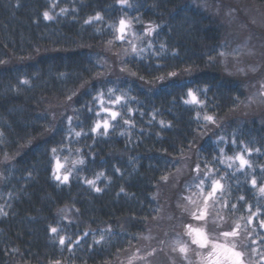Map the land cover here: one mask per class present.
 I'll return each instance as SVG.
<instances>
[{
  "label": "trees",
  "instance_id": "16d2710c",
  "mask_svg": "<svg viewBox=\"0 0 264 264\" xmlns=\"http://www.w3.org/2000/svg\"><path fill=\"white\" fill-rule=\"evenodd\" d=\"M232 3L0 0V264L132 255L148 230L167 232L201 207L184 198L201 179L219 180L235 216L258 205L264 102L249 83L255 70L226 69L233 53L218 12ZM105 119L107 135L93 132ZM57 158L67 183L55 179Z\"/></svg>",
  "mask_w": 264,
  "mask_h": 264
},
{
  "label": "rangeland",
  "instance_id": "374dc122",
  "mask_svg": "<svg viewBox=\"0 0 264 264\" xmlns=\"http://www.w3.org/2000/svg\"><path fill=\"white\" fill-rule=\"evenodd\" d=\"M218 14L221 18L220 28L227 33L224 40L229 38L225 44L228 46L226 52L233 53L232 56L227 55V62L230 63L226 64V69L236 74L239 71L246 72L247 69L248 73L252 74L255 70L256 75L253 79L254 75L249 78V83H252L255 96L264 102V32L256 35L253 28L257 25L264 27V4L255 0H233L232 5H219ZM248 52L257 56L246 57ZM238 54L241 56H237ZM54 161L55 169L56 160ZM65 169L67 166H63L56 174H67ZM201 181L202 189L196 187L191 195H184L190 205L197 203L198 207L201 205L200 208H194L190 214L180 216L177 223L167 232L148 230L146 239H141V245L132 250V255L125 253L120 259L114 258L101 264H232L233 251L243 253V264H264L261 259L264 256V238L259 239V236H262L260 230H264L260 227V221L264 220V193L260 191L264 187V181L257 190L262 198L258 205L253 210L251 207H245V212H241L239 216L234 215L235 205L229 203L230 199L220 191L214 199L207 201L205 209V196L210 188L204 185V179L198 181L197 185H200ZM201 210L206 211L205 218L195 219L192 213L199 215ZM188 225L201 230L202 237L207 241L205 246L193 243L197 237L194 232L190 233ZM234 230L237 235H223ZM181 245L187 249L185 253L179 251Z\"/></svg>",
  "mask_w": 264,
  "mask_h": 264
},
{
  "label": "snow or ice",
  "instance_id": "6c2138e0",
  "mask_svg": "<svg viewBox=\"0 0 264 264\" xmlns=\"http://www.w3.org/2000/svg\"><path fill=\"white\" fill-rule=\"evenodd\" d=\"M118 2L120 3L121 6L123 5H126L128 3V0H118ZM53 7H55V5H53ZM61 11H66L65 9H61ZM43 16L45 19H52V17L49 15L48 12H44L43 13ZM91 19H100V16L99 14H97L96 17L94 18H90V21L88 22H91ZM127 22L124 20V19H121L120 22H119V33L120 35L117 37L118 39L120 40H123L125 38V30H126V27H127ZM111 43V42H110ZM133 52L136 51L135 49V46H133ZM25 83H27V81H24ZM110 92L112 90H109ZM188 95L191 97V101L190 102H193V103H201L200 101H198L197 97L195 96L194 93L191 92V90H189V93ZM102 96H103V93L100 94L99 97H97V99L100 100V104H101V109L102 111H104L105 113H108L110 118L111 119H115L118 115V113L116 112H113L111 111V109L109 108H104L103 107V99H102ZM122 99V97H118L115 101H111V103H120V100ZM186 102H189V101H186ZM206 120H212L213 118L212 117H205ZM214 122V121H213ZM111 125L109 124V120L108 119H105L104 121L100 122L98 121L95 126L93 127L92 131L93 132H97L99 133L100 132V129L103 128V133H101L102 135H107V132H108V129ZM81 133L77 132L76 133V136H80ZM223 139V138H221ZM233 144H235V140H233ZM53 153H55L56 149H52ZM221 152H223V149L220 150ZM250 151V150H249ZM257 151H259V149H257ZM236 160H239L240 164L239 166L242 168L244 165L248 164L249 162L244 159V156L242 154L240 155H237L235 157ZM233 158L232 157H229L227 158V160H221V163H228V161H232ZM84 161L83 160H80L78 161V163H83ZM228 167L231 168L232 167V163H228ZM63 168V164L60 163L59 159L57 158L56 160V164H55V169H54V175H55V179L58 180V181H61L63 183H67L68 180H69V174H64V175H60V174H56L59 172V170ZM195 171L197 172V175L199 176L200 174V168H199V165H197ZM100 175H103V173H100ZM210 175H212L211 173V170H209L208 172H205L204 173V176L206 178H208ZM221 179H223V177H221ZM87 184L89 185H93L95 186V181L93 180H86L85 181ZM256 184V181L255 179L252 180V185L255 186ZM198 188H203V181H201V184L200 185H197ZM209 187H210V191L208 192V194L205 196V209L207 207V201L209 199H214L215 198V195L218 191H220L221 193L223 192V185L220 184L219 180H211L210 181V184H209ZM97 192L101 191V189L99 188H96L95 189ZM260 191L262 193H264V187H262L260 189ZM190 199V197L188 198ZM241 200H243L244 198L241 197L240 198ZM193 217L197 220H203L205 218V215H206V211L205 210H201L200 214L197 215L195 212L192 213ZM255 215V214H254ZM188 229L190 230V233H195L196 234V239L193 240V243H197V244H200L201 246H205V244L207 243V241L202 237V233H201V230L200 229H194L192 228L191 225H188L187 226ZM260 227L261 228H264V220L260 221ZM237 228H239V225H237ZM51 232L53 233H56L57 232V229L56 228H51ZM238 233L234 230L232 233H223V235L225 237H228V236H234V235H237ZM63 239H61V243H63ZM179 251L181 253H185L187 251V249L181 245L180 248H179ZM211 255V254H210ZM242 256H243V253L241 252H235L233 251L232 252V264H243V260H242ZM262 260H264V256L261 257Z\"/></svg>",
  "mask_w": 264,
  "mask_h": 264
}]
</instances>
